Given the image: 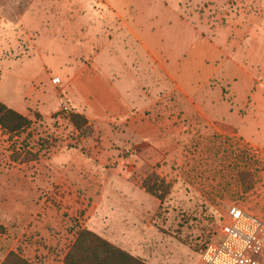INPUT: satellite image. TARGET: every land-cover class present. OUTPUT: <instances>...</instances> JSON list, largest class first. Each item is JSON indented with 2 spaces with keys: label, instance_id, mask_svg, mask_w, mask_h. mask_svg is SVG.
<instances>
[{
  "label": "rangeland",
  "instance_id": "374dc122",
  "mask_svg": "<svg viewBox=\"0 0 264 264\" xmlns=\"http://www.w3.org/2000/svg\"><path fill=\"white\" fill-rule=\"evenodd\" d=\"M255 19L257 31L263 32L264 0H0V102L33 122L18 136L0 128V239L28 223L33 209L41 206L56 209L68 223L64 246L46 247L54 257L66 254L77 233L87 229L95 200L72 183L76 189L67 198L52 194L60 181L47 171L46 160L64 147L72 153L58 155V161L83 154L98 159V166L104 164L99 171L110 182L99 193L101 205L112 202L113 185L125 192L151 172L169 185L153 223L158 235L150 241L155 244L135 250H142L148 264H204V248L234 206L264 222V134L254 140L255 146L201 125L192 140L167 142L157 160L124 145L115 149L100 137L85 138L71 124L76 113L65 106L67 74L75 66L93 64L97 53L106 61L149 60L136 33L164 55L172 57L177 49L174 63H184L195 49H206L211 52L206 64L221 68L237 51L240 32L255 29ZM153 84L164 89L162 95L173 85L167 76ZM164 120V135L172 141L175 119ZM260 128L264 131V120ZM153 162L158 169L147 167ZM133 188L144 190L142 184ZM8 239L0 262L10 253L13 243ZM11 252L40 264L33 263V246Z\"/></svg>",
  "mask_w": 264,
  "mask_h": 264
},
{
  "label": "crops",
  "instance_id": "0c3cea01",
  "mask_svg": "<svg viewBox=\"0 0 264 264\" xmlns=\"http://www.w3.org/2000/svg\"><path fill=\"white\" fill-rule=\"evenodd\" d=\"M253 26L254 30L240 32L237 51L227 56L221 68H214L216 64H206L211 57V52L206 49H195L194 53L182 55L184 63H174L177 49L171 52L172 57L164 55L152 40L149 41L152 45H146V38L136 33V37L143 38V52L149 60L106 61L104 55L97 53L93 64L75 66L67 74L65 106L89 121L94 129L93 137H100L115 149L124 145L125 149L140 150V157L148 152L156 155L158 160L160 150L170 145L169 142L176 145L192 140L198 136L197 130L201 125L207 126L212 133L258 146L254 140L262 139L264 134L260 128L264 120V29L258 32L256 27L259 28L260 23L256 19ZM217 50L220 52V48ZM165 57L168 62L164 61ZM166 76L173 85L168 95H162L164 89H157L153 81ZM172 117L175 119L173 134L176 138L169 141L164 135L167 127L164 119ZM62 153H68L65 147ZM61 154L58 152L59 156ZM57 156L54 154L46 160L47 171L60 181L59 187L52 189V194L64 193L67 198L70 192H74L70 183L83 190L96 203L89 214L87 230L145 261L147 257L142 250L140 253L135 250L155 244L150 239H156L158 235L153 223L161 202L145 190L133 188L142 184L139 183L141 178L137 182L134 180V186L125 192L114 182L117 183L112 184L116 194L113 193L110 205L104 206L99 193L104 189L103 185L110 182L100 173L104 164L100 161L98 166V159L83 154H79L77 159L62 156L60 161ZM54 166L60 167L61 172ZM145 166L137 163V167ZM154 166L158 169L157 163L147 164L151 170ZM31 221L34 222L33 227L29 228ZM67 226L56 209L34 208L33 218L29 217L28 223L14 232L8 231L9 235L0 239V255L5 251V239L9 238L13 244L8 252L19 247L25 252L26 247L33 246V263L63 264L69 249L66 254L54 257L46 247L61 249L65 238L69 237ZM38 232L40 236L36 237ZM56 232L61 234L56 235ZM26 256L29 258L28 254ZM5 257L3 255L1 262Z\"/></svg>",
  "mask_w": 264,
  "mask_h": 264
},
{
  "label": "trees",
  "instance_id": "16d2710c",
  "mask_svg": "<svg viewBox=\"0 0 264 264\" xmlns=\"http://www.w3.org/2000/svg\"><path fill=\"white\" fill-rule=\"evenodd\" d=\"M71 124L86 138L94 133L89 121L82 115L73 114ZM32 120L0 102V128L18 136L32 126ZM145 192L161 203L168 195L169 185L156 173L151 172L142 182ZM205 249V248H204ZM2 264H31L18 253L10 252ZM63 264H148L141 258L111 244L97 234L80 230L66 254Z\"/></svg>",
  "mask_w": 264,
  "mask_h": 264
},
{
  "label": "built area",
  "instance_id": "2783aa9c",
  "mask_svg": "<svg viewBox=\"0 0 264 264\" xmlns=\"http://www.w3.org/2000/svg\"><path fill=\"white\" fill-rule=\"evenodd\" d=\"M201 260L204 264H264V222L232 207Z\"/></svg>",
  "mask_w": 264,
  "mask_h": 264
}]
</instances>
